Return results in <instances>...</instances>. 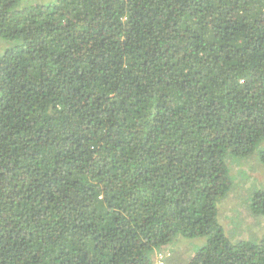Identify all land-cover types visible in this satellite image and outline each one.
<instances>
[{
  "label": "trees",
  "instance_id": "1",
  "mask_svg": "<svg viewBox=\"0 0 264 264\" xmlns=\"http://www.w3.org/2000/svg\"><path fill=\"white\" fill-rule=\"evenodd\" d=\"M17 1L0 0V264H264V225L231 239L218 206L233 159L264 167V0ZM246 195L264 218V185Z\"/></svg>",
  "mask_w": 264,
  "mask_h": 264
},
{
  "label": "rangeland",
  "instance_id": "2",
  "mask_svg": "<svg viewBox=\"0 0 264 264\" xmlns=\"http://www.w3.org/2000/svg\"><path fill=\"white\" fill-rule=\"evenodd\" d=\"M55 1L56 0H18L17 5L19 8H22L27 5L38 3H54ZM5 48V42L0 38V55ZM234 160L235 159L230 162V166L232 168V174L236 184L233 186L228 196L221 200L218 204L219 219L225 227L223 228L225 229L226 234L230 238L231 236L248 238L251 235L255 237L256 234L252 230L255 229V231H258V229H261V227L264 225V218L259 217L253 219L254 217L250 214L247 208L248 196L246 193H249L253 185L256 187H262L264 185V167L252 159H248L246 162L244 161L242 163L239 162L238 164ZM200 239L203 240V238ZM189 242L197 244L200 242V240L194 239V242L193 240ZM169 247H172L171 250L169 249L171 255H173L176 251H184V254H182L185 257H188L189 253L191 252V244L185 242V240L181 238H178L174 245H170ZM158 253H160V249L154 251V256ZM164 254L165 253H163V258ZM181 257L184 258L183 256ZM180 261H182L181 258Z\"/></svg>",
  "mask_w": 264,
  "mask_h": 264
},
{
  "label": "built area",
  "instance_id": "3",
  "mask_svg": "<svg viewBox=\"0 0 264 264\" xmlns=\"http://www.w3.org/2000/svg\"><path fill=\"white\" fill-rule=\"evenodd\" d=\"M152 264H165L163 260V255L158 253L155 260H153Z\"/></svg>",
  "mask_w": 264,
  "mask_h": 264
},
{
  "label": "clouds",
  "instance_id": "4",
  "mask_svg": "<svg viewBox=\"0 0 264 264\" xmlns=\"http://www.w3.org/2000/svg\"><path fill=\"white\" fill-rule=\"evenodd\" d=\"M162 251H160V254H162L163 255V253H165L164 254V258H163V260L166 258V255H167V253H168V251L167 252H163V253H161ZM168 255H169V253H168ZM157 257V254L154 256V258H153V260H155V258Z\"/></svg>",
  "mask_w": 264,
  "mask_h": 264
}]
</instances>
